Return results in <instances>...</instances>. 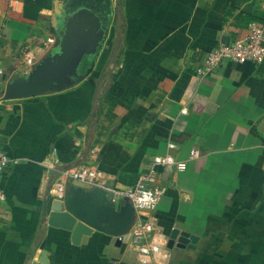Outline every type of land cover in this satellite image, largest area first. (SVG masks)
<instances>
[{"label": "crops", "instance_id": "crops-1", "mask_svg": "<svg viewBox=\"0 0 264 264\" xmlns=\"http://www.w3.org/2000/svg\"><path fill=\"white\" fill-rule=\"evenodd\" d=\"M112 5L124 24L117 64L107 63L116 36L110 25L101 48L84 58L82 69L93 70L78 85L3 101L10 77L34 67L23 64L26 52L42 58L55 50L69 10L61 0L50 9L0 0V151L9 158L0 170V264H136L128 237L119 246L95 231L75 238L42 220L43 178L49 186L85 164L96 165L116 191L153 174L163 189L154 211L159 229L167 237L172 230L195 237L177 236L169 264H264V63L223 61L205 76L197 72L207 53L244 39L248 26L237 24V15L264 21V0ZM49 38L55 41L46 47ZM98 90L103 99L93 119ZM169 143L175 161L186 165L182 173L154 164ZM109 144L119 153L104 163Z\"/></svg>", "mask_w": 264, "mask_h": 264}, {"label": "water", "instance_id": "water-1", "mask_svg": "<svg viewBox=\"0 0 264 264\" xmlns=\"http://www.w3.org/2000/svg\"><path fill=\"white\" fill-rule=\"evenodd\" d=\"M60 12L65 14L62 4ZM59 11H55V14ZM67 15V14H66ZM54 28L57 26L53 15ZM63 34L57 36V47L45 55L26 75L13 74L2 95L3 101L25 100L48 96L75 87L93 70V64L83 70L84 58L93 57L102 46L106 29H101L96 17L80 9L69 10L63 21ZM42 220L49 227L72 233L75 238L95 231L114 238L117 246L120 238L128 234L135 221V210L126 198L114 203L110 194L98 187L85 189L67 184L62 200L46 196L42 206ZM180 235L193 241L195 237L172 230L167 247L172 248Z\"/></svg>", "mask_w": 264, "mask_h": 264}, {"label": "built area", "instance_id": "built-area-1", "mask_svg": "<svg viewBox=\"0 0 264 264\" xmlns=\"http://www.w3.org/2000/svg\"><path fill=\"white\" fill-rule=\"evenodd\" d=\"M55 39L49 38L46 47L54 43ZM43 58V57H42ZM42 58L36 51H28L22 56L23 64L35 66ZM223 61L234 63L251 62L257 65L264 63V26L250 23L244 39H238L230 44H221L207 53L198 69V74L205 76L213 72ZM185 112V111H183ZM168 153L154 158L156 166H173L178 173H182L186 165L177 162L170 154L174 145H167ZM9 158L0 151V170L6 167ZM106 175L96 165L85 164L69 168L60 174L59 180L52 185H47L46 177L42 180V187L51 200H62L66 191V185L71 181H77L90 187H98L106 190L114 203H119L126 198L135 210V221L125 236L128 242L135 247L136 264H169L170 251L167 247L168 237L158 227L154 211L157 208L163 189L154 185L152 173L142 175L139 181L131 188L116 191L110 190L105 185ZM4 194L0 190V200Z\"/></svg>", "mask_w": 264, "mask_h": 264}, {"label": "trees", "instance_id": "trees-1", "mask_svg": "<svg viewBox=\"0 0 264 264\" xmlns=\"http://www.w3.org/2000/svg\"><path fill=\"white\" fill-rule=\"evenodd\" d=\"M30 1V0H29ZM65 4V7L67 10L77 11L80 9L86 10L87 12L93 14L96 19L98 20V23L101 27V29H108L110 25L114 26L116 36L114 38L113 46L114 50L108 60V64H117L119 62V58L122 55L123 52V33H124V24L120 20V15L117 12L116 9H114L112 5V0H61ZM33 3L40 7V8H46L50 9L52 8V0H33ZM237 24H239L241 27L245 28L248 26L251 22H256L262 25L264 21L252 16V15H237L236 17ZM108 75V70L105 68L103 70L102 76H101V82L99 84V90L101 89L102 83L106 79ZM95 94L93 98V109H92V117L93 119H96L97 117V105L101 102L103 99V91ZM119 153V147L109 144L106 148V153L103 157L104 163H111L108 155L112 156L116 159ZM38 241L34 243V245H37Z\"/></svg>", "mask_w": 264, "mask_h": 264}, {"label": "rangeland", "instance_id": "rangeland-1", "mask_svg": "<svg viewBox=\"0 0 264 264\" xmlns=\"http://www.w3.org/2000/svg\"><path fill=\"white\" fill-rule=\"evenodd\" d=\"M118 204V203H117Z\"/></svg>", "mask_w": 264, "mask_h": 264}]
</instances>
